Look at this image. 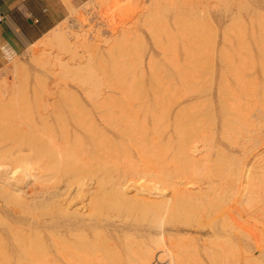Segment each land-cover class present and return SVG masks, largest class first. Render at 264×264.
Wrapping results in <instances>:
<instances>
[{
  "label": "bare ground",
  "instance_id": "bare-ground-1",
  "mask_svg": "<svg viewBox=\"0 0 264 264\" xmlns=\"http://www.w3.org/2000/svg\"><path fill=\"white\" fill-rule=\"evenodd\" d=\"M118 1H123L124 7L127 8L132 4L131 1L133 2ZM181 1L183 3L184 0H150L154 9L155 6L161 9L159 12L153 11L154 14L150 13L159 15L162 11L182 7ZM134 2L135 6L133 4L132 8L136 11L135 8L138 9L139 6L137 0ZM218 2L225 4L226 0ZM114 5L122 8L119 3ZM208 6L210 7L206 4L200 6V15L208 12ZM110 8L107 7L106 10ZM111 9L112 12L119 11L115 7ZM107 11L106 14L109 12ZM194 12L197 13L193 11V15ZM181 13L179 15L182 18ZM106 14L104 16L107 18ZM110 20L108 22L113 19ZM81 21L84 22L85 18ZM174 23L180 25L178 21ZM84 24L88 26L86 28L89 33L95 30L91 28L89 20ZM109 24L115 33L113 40L105 38L99 42L101 39L96 37L100 40H97L98 44H94L95 42H88L87 36L80 37L85 51L93 49L101 58L105 57V52L108 57L103 59L104 63L103 60L102 63L99 62L106 66L104 69L99 64L100 72L104 69L99 83H90L86 87L74 85L72 82L48 85L41 91L34 90L32 94L33 98L36 96L37 104L30 102V107L26 108L28 112L25 111L27 118L14 116L16 120L12 117L11 121L6 122L10 131L13 127L17 129V133L18 129L19 132L20 129H25L26 133L22 132L21 138L15 132L16 135H8V138L2 141L3 149H0V264H56L69 262L71 258L75 260L74 264H111V253L119 245H130L132 239L134 242L130 246L135 244L136 248L130 250L126 247L125 252L128 253L124 252V259L121 257L123 254L117 255L115 252L118 260L116 263L128 264L133 260L139 262L149 256L167 264H195L196 261L197 264H203L200 257L191 260L193 254L190 253L192 248H189L190 245L195 247L196 243L193 242L192 235L180 234L179 227L196 232L210 231L211 234L222 232L226 237L225 244L221 243L222 247H227V243L229 250L225 249L231 254L229 251L237 249L235 250L236 247L231 243V235L226 232L236 227L233 226V220L237 217L242 219L241 216H236L235 219V215L248 213L254 205L256 207L253 202L264 196V151H254L255 144L251 143V134L257 136L261 131L260 127L264 125V39L255 40L257 53L251 51L252 46L247 47L251 42L239 38L228 43L226 39H222L221 49L218 48L219 53H216L215 44L209 39L212 36L209 35L207 39L203 37L199 43H205L204 39H209V42L212 40L210 46L213 50L205 44L202 45L204 48H201L195 44V36L185 39L186 35L183 33L187 28H183L185 31L181 30L185 36L184 41L179 39L181 51L160 54L149 52L147 66H143L146 57L139 55L140 58L134 60L139 67L136 69L133 67L136 65L134 62L131 67L126 64L128 59L126 63L122 60L126 57L122 55L126 51L120 53L118 47L124 43L127 45L132 37L138 36V32L124 28L125 26L117 27L119 24L114 22ZM150 24L152 25L151 22ZM175 25L174 30H179V38L183 39L179 33L182 32V26L176 30ZM154 28L158 26L154 25L151 31ZM166 28L167 36L174 33L169 31L171 29L168 25ZM191 28L195 30L196 27H190V31ZM154 30L153 33H156L159 29ZM59 31L61 33L60 29ZM159 31L164 32L161 28ZM85 33L81 35L84 36ZM193 33L195 34V31ZM93 35L92 38L95 39V34ZM173 35L165 38H173L176 34ZM155 36L157 38L156 34ZM203 40L204 42H201ZM176 41L177 39L171 48H176L173 46ZM170 43L167 45L171 46ZM102 44L108 45L104 52L103 48L101 50ZM156 44L157 42L154 45ZM175 44L177 46V42ZM237 45H242L241 53L240 50L231 49L232 46L241 48ZM114 48H117V53ZM120 48L122 49V46ZM162 48L161 51L165 50L164 46ZM171 48H166V51ZM130 55L127 56L132 57ZM76 56H80V52ZM82 57L87 58L84 55ZM36 60L42 72L45 68L44 58L41 56ZM18 68L20 67H16ZM12 87H0V104L3 105L1 109L7 104L4 98L14 90ZM18 94L20 96V93ZM18 111L20 113V109H17L16 113ZM32 116L33 121L30 118ZM21 118L25 120L21 121ZM51 120L55 121V125L65 124L62 130L58 125L61 130L59 131H71L72 140L74 139L79 149H70L69 146L72 147L73 144L67 143L68 140H46L50 138L51 133L58 132ZM36 122H40L41 126L36 125ZM23 134L26 136L25 142L22 141ZM48 143L51 147L47 146ZM38 144L47 146V149H36ZM89 184L93 185L92 192L86 188ZM132 187L135 188V193L130 198L143 200L144 205L140 206L139 212L134 211L132 207L136 204L130 205L133 203L130 200L131 203L128 204L129 207L132 206L131 210L129 208L130 211L127 212L126 203L125 214H128V218L131 211L139 214L141 207L147 204L149 207L146 206L144 211L149 213V220L140 224L148 217H144V213L142 219L140 213L141 221L138 220L139 224L135 225L132 222L139 218L134 219V214L130 221V218L120 220L119 211L115 210L118 214H113L114 209L113 215L109 214L117 215L118 218L114 217L118 220L111 216L112 220L108 221L107 213L108 218L101 215L102 209L106 212L105 208H108L107 204L111 198H115L113 202L118 208L115 200L122 201V197L126 199L127 188ZM106 198H109V203L105 201ZM81 200L85 201L81 207L85 206L86 211H91L87 216L85 212L72 206L75 201ZM122 205H119L120 208ZM108 206L110 207V204ZM119 210L122 211V208ZM124 211L123 214L120 213L121 217L124 216ZM9 217L14 219L13 223L7 222L6 218ZM244 217L238 224L239 227L244 222ZM244 224L245 222L241 226ZM246 228L247 226L245 231L248 230ZM250 228V231L253 229L255 232L248 230V234H245L248 235L246 240L252 241L261 258L260 262L255 264H264V227L258 231L254 229L255 226ZM241 230L242 228L239 232ZM220 239L215 240L219 245L218 241H223V238ZM205 244L207 246V243ZM111 246L114 250L110 249ZM104 250L110 254L104 253ZM235 254L233 256H239V253ZM253 256L248 259L244 256L243 261L247 259L248 263H252L250 258L257 260ZM59 257L62 259H58ZM106 257H110L108 263ZM225 257L228 259L229 255ZM73 260L67 263L70 264ZM213 260H217V256L214 255ZM216 262L214 261L215 264Z\"/></svg>",
  "mask_w": 264,
  "mask_h": 264
},
{
  "label": "rangeland",
  "instance_id": "rangeland-1",
  "mask_svg": "<svg viewBox=\"0 0 264 264\" xmlns=\"http://www.w3.org/2000/svg\"><path fill=\"white\" fill-rule=\"evenodd\" d=\"M149 1L148 0H137L139 8L138 9L135 8L136 11H134V9H133L134 7L132 8L133 4L135 6L134 0H133V2L131 1L132 4L129 5L131 8H129V6H128V8L124 7L123 1H122V3H123L122 4L118 0L117 1L116 0L115 1L114 0H86V1L77 2V3H74L73 1H70V0H62L63 4L65 5V8H66V13L62 17L60 22L53 29H51L48 33H46L39 41H37L33 45H30L29 47H27V49L24 52L14 55L11 59H4L3 66L0 69V87L4 86V85H10V86H13L12 89H14L15 91L14 90L11 91V94L7 95V97L4 98L5 104L7 103L6 104L7 107L4 105L5 106L4 107L5 110H4V108L1 109V107L3 105L0 104V109H1L0 110V142L2 143V141L7 139L8 135L12 136V135H16L17 134V135H19V137L20 136L22 137L21 134H22V132L25 131V129H20V132H19V129H18V133H17V129L15 130V128L11 127V131H12L11 132L10 131V126L6 122L9 121V120L11 121L12 117H13V120L14 119L16 120V118H15L16 116L18 118L20 116L24 117L25 113L28 112L26 108L30 107V102H32L33 105L37 104L36 96H34V98H33V94H32V92L34 90L41 91V89H45L48 85H52V86L53 85H62L64 83L69 84V83H72V82H74V85L75 84L81 85V86L82 85L83 86L86 85V87H88V85L90 83H93V84L99 83V77L102 76L101 72L104 69H106L105 68L106 67L105 64H100V63H102L101 60H103V59L106 60V58H108L107 55L104 52L106 50V48L108 47V45L107 44H105L106 46L104 44L101 45V50L104 49L103 52H104V55H105L104 58L103 57L101 58L100 57L101 55L99 53H95V51H93V49H91L92 51L90 49H89V51H85L86 49L82 48L84 46H82V44H81L80 37L87 36L86 38L88 39V42H90V43L95 42L94 44H96V43L98 44L99 42L103 41L105 38L113 40L115 33H114L113 28L110 27L109 23H111V22L112 23L114 22L116 25L119 24V25H117V27L125 26L124 28L131 29V31H133V32L134 31L138 32V36L132 37V39H131L134 42H132L130 40L129 42H127V45H126V43H124V45H120V46H122V49L120 48V46L118 47V49H120L119 52L121 51L120 53H122V52L125 53V51H126L125 54H122L124 57L126 55V57L125 58L123 57L124 59H122V60L125 61V63H126V60L128 59L129 62H127L126 64H130L131 67H132L131 63L132 62L135 63L134 60L140 58L139 55H144L146 57L145 61L143 62V66H147V65H149L148 63L146 64V61L148 60L147 58H148L149 52H150V54L151 53H153V54L159 53L160 54L162 52L173 53V52H176V51H181L182 47L180 49V45L179 44H181L180 42L182 40L184 41V37H185L184 35H186L185 39H187L189 37H191L189 39H192V35L195 36V39H196L195 40V42H196L195 44L200 45L201 48H204V46H202L204 44L207 47L209 45V48H210L211 47L210 44L212 45L211 42L213 40V42L215 44V49L214 50L216 51V53H219L218 50H217L218 48L221 49L220 46L222 44V39H226L228 43H229V41L233 42V40L239 39V38L245 40V42H251L250 45L247 46V47H251L252 46L251 47V51L254 52V53H257V49L255 47V40L256 39L257 40L264 39V0H226L225 4L219 3L218 0H186V1L184 0L185 2L184 1H183V3H182V1L180 2V6H182V7H177L176 9H172V10L168 9L167 11H162L161 13H159V15H156V14L152 15L150 13V12L153 13V11L154 12H157V11L159 12L161 9L160 10L157 9L156 6H155V9H154V5L151 4V2H149ZM112 3H113V5H112ZM114 3H116V4L119 3L120 5L122 4L121 5L122 8L119 5H114ZM185 4L187 5V7H186ZM205 4H206V6L210 5V7L209 6L207 7L208 8L207 9L208 12L205 11V12H207L209 14L206 13V14L200 15L202 12L200 11V13H199L198 10H201L200 6H203ZM105 5H106V7H104ZM107 7H109V8L110 7L111 8L115 7V9H119V11L116 10V11H114L115 12L114 13V12H112V9L110 8L111 11H110V9L108 11L112 12L113 13L112 14V13H109L106 10ZM151 7H152V9H151ZM184 7H186V8H184ZM193 8H194V10H192ZM178 9H179L180 12L177 11ZM106 11L108 12L107 14H106ZM193 11L197 12V13L194 12L196 15L195 14L193 15ZM176 12H179V13L182 12L181 14H183V15L186 14L187 17H186V15H185V17L187 19L183 15H181L182 16V18H181L179 13L176 14ZM105 14L107 15V18H106V16H104ZM225 14H226V16L224 17ZM109 15H110V18L113 17V18H111V20L113 19L112 21L110 20ZM188 15H189V18H188ZM198 15H200V16H198ZM176 16L177 17L179 16L181 18V20H179L180 18L178 19ZM173 17H175V19ZM183 17H184V20H183ZM83 18H85L84 22L81 21V20H83ZM107 19L110 20L111 22H108ZM154 19H155V21H154ZM86 20L87 21L89 20L90 25H92L91 28H93V30L95 29L94 31L95 32L97 31L96 33H94V31H91V33L88 32L89 30H87V28H86L88 26L84 24L86 22ZM156 21H157V24H156ZM176 21H178V23H180V25H175L174 22H176ZM150 22L152 23V25L150 24ZM81 23H82V26H81ZM153 23H154L155 27H156V25L158 26V28H154V29H157V30L159 29L160 30V28H161V30H164V32L162 31L164 33V37H163V33H161V31H159V30H158L159 32L157 31L156 33H153L154 29L151 31V28L154 27ZM172 23H174L173 25L177 26L175 28L176 30H178L181 26L182 27L180 28V30L183 29V28H185V29L187 28L186 31H188L190 29V27H196L198 29L195 28V30H193L194 28L193 29L191 28L192 31L189 30V32H187L186 34H185L186 31L184 29H183L185 31L184 33L181 30L182 32H179V33H181V35H182L181 37L183 38V39H181V38H179L180 34H178L179 30L175 31L174 30V26L172 25ZM132 24H133V26H132ZM190 24H191V26H190ZM167 25H168L169 29H171L169 31L170 32H174V33H171V34L172 35L176 34L175 35L176 38L173 37L174 40L177 39V41H176L177 42V46L175 44L176 42L173 44V46L176 47V48L173 47L175 50L173 48H171L172 47V43L174 42V40H172L173 38L172 37H171L172 39L170 38L173 42H171V40L167 38L168 36H171V34L167 36V34L165 32V29H166V31H168V28H166ZM131 26L133 28H135V27L136 28L133 29V28H131ZM146 26H150L151 28L150 27H146ZM59 29L61 30V33H60ZM197 30H199L200 32L197 31ZM85 31H86V33H85ZM154 31H156V30H154ZM194 31H195L196 35L193 33ZM206 31H207V33H206ZM98 32H99V34H98ZM191 32H192V34H191ZM84 33L86 35H84V36L81 35V34H84ZM159 33H160L161 36L159 35ZM167 33H169V32H167ZM189 33H190L191 36L189 35ZM93 34H95V39L92 38V37H94ZM153 34H154V36H153ZM155 34L157 35V38H156ZM201 34H202V36H201ZM97 35H99V36H97ZM141 35H142V37H140ZM158 35L160 37V40H158L159 39ZM209 35L212 36V37L209 38L210 37ZM165 36H167L166 37L167 38L166 41H165V39H166ZM96 37H99L101 40L99 38L97 39ZM111 37H112V39H111ZM203 37L206 38V39L209 38V39H212V40H211V42H209V39L208 40L204 39L206 42L201 44V43H199L200 42L199 40H202ZM76 38H77V40H76ZM154 39H157L158 41H156V40L154 41ZM97 40L98 41L100 40V41L98 42ZM141 40L143 42V45H142V42H140ZM169 40H170L171 43L170 42L167 43V41H169ZM204 40L201 41V42H204ZM207 41L209 43H207ZM156 42H157L156 45H158V47L156 45H154ZM130 43L133 44V45H131ZM169 43L171 44V46L167 45ZM122 44H123V41H122ZM135 44H137V45H135ZM159 44L161 45V48L164 46L165 50L161 51V48H159V46H160ZM133 46H134V48H133ZM237 46H241V48H236V46H232L231 49L240 50L239 52L241 53V51L243 50L242 45H237ZM123 47L125 48V50H124ZM169 47L171 49H173V50L169 49V51H166V48L168 49ZM114 50H115L114 52H116V51L118 52L117 48H114ZM131 50H133V51H131ZM212 50H213V48H212ZM79 52H80V56H76ZM130 53H132V54L130 55ZM128 54L130 56H132V57L127 56ZM40 55L42 56V58H44V61H45V68H44V70L42 72L40 71L41 66H40V64L39 65L37 64V60H36V59H39L41 57ZM83 55L87 56V58L85 59L84 57H82ZM154 57H155V55H153V58ZM103 63H104V60H103ZM99 64L101 65V68H104V69H102L101 72H100V69H99V66H100ZM135 64L136 65H134L133 67L134 68L136 67V69H138L139 67H137L138 66L137 63H135ZM16 67H20V68L16 69ZM146 86H147V82H146ZM23 89H25V90H23ZM26 89H27V91H26ZM85 89H87V88H85ZM18 93H20V96H19ZM17 96H19V97H17ZM8 100H10V101H8ZM16 105H18V106L16 107ZM14 106H15V108H14ZM21 107H24V108H21ZM17 109L18 110L20 109V113L21 114L19 113V111H18V113H16ZM21 109H22V111H21ZM7 111H9V112H7ZM33 116L30 117L32 121H33ZM21 119H20L21 121L25 120L23 118H21ZM36 123H37L36 125L41 126L40 122H36ZM51 123L55 125V121L51 120ZM58 125H60V124H58ZM58 125H55L58 132L51 133L52 136H53L52 137L51 134H50V138L52 137L51 140H49L50 138H48L46 140L47 141L54 140V141H60V142L62 140H63V142L68 140L67 143H69L70 145L73 144L72 147L69 146L70 149H72V148L73 149H79L78 148L79 146L78 147L76 146L77 143L74 141V139L72 140V136H73L72 132L71 131L60 132L62 130V128H64L65 124L64 125L62 124V126L61 125L59 126L61 130L58 128ZM27 127H29V126H27ZM260 130L261 131H260V133H258L257 136H254V133L251 134L252 135V139H253L251 143L254 142V144H255L254 151H256L257 149H263V151H264V125H262V127H260ZM28 131H29V129H28ZM25 133H26V131H25ZM54 133H55V136H54ZM64 133H65V135H64ZM81 134H83V133H81ZM81 134H79V138L82 140ZM25 137L26 136L23 134V139H22L23 142H25V139H24ZM26 141H27V139H26ZM3 143L0 144L2 146V147L0 146V149H3V147H4ZM42 144H41V146H40V144H38L39 147L36 146L37 147L36 149H38V148L42 149L44 147V145H42ZM45 144H46V141H45ZM47 146L51 147L50 144L47 145ZM47 146L44 147L43 149H47ZM69 147L67 149H69ZM48 149H50V148H48ZM250 162H252V161H250ZM69 170H71V168ZM86 188L90 192H92L94 190L93 189V185H91V184L87 185ZM127 189L128 190H127L126 193H128V194H126V199L121 196L122 197V201H121V199H116L115 200L117 202L118 208L115 205V203L113 202V200L115 198L114 199L111 198L112 200L111 199L109 200V198L105 199V201H108V200L110 201V203H109V201L107 203L110 204V207H112V209L108 206L109 204H107L108 208H105L106 212L104 211V209H102L101 212L103 214L101 213V215H105V217L108 215L109 216L108 221H110L111 216L113 214H118V213H115L116 212L115 210L119 211V214H118L119 218L117 217V215H114V216H116L120 220L127 219L128 218L127 217L128 214L126 215L125 214L126 211H124V209L127 208V205H125L126 203L128 204V202H129V204H130L131 201H133V203H131L130 205H132V204L133 205H135V204L137 205V206L135 205L133 207L131 206L134 211H138L140 206L144 203L143 200L139 201L137 199L134 200V199L130 198V197H132L133 193H135V188L132 187V188H127ZM133 189H134V191H133ZM263 198H264V196L262 198L258 197V199L255 200V202H253V204H256V207L254 205L253 209L249 210L248 213H241L240 215L236 214V213H233V215L236 214L235 217H234L235 219H236V216H241L242 219L240 220V219H238L240 217H237L236 220L239 221L238 223H237L236 220H233V221H235V225H233V226H236V227H234V229L232 227L231 228L232 230L228 231L226 233L231 235V243L233 244V246L236 247V248L235 247L234 248H235V250L237 249L236 251L239 254L236 251H234V250H233L234 252L233 251H229V252H231V254L228 253L226 251V249L229 250L227 243H226L227 247H224L225 245H223V247H222V244L223 243L225 244V238H226L225 235L222 234V232H221V234H211L210 231L209 232H206V231H202V232H198L197 231L196 232V231H193V230H190V229L188 230V229H183V228L179 227L180 228V234H186L187 233L186 235H189V236L192 235L191 237L193 239V242L196 243L195 247L193 245H190V248H189V249L192 248V250H194L193 252H192V250L190 252V253H192L194 255L193 256V255L190 254L191 255V260L194 259V257H195V259L200 257L202 259V263L203 264H215L214 261H217L216 264H224V263L225 264H228V263L229 264H238L239 261H240L239 264H245L246 262L248 263V261H249L247 259L250 256L252 257L254 255L253 257L256 258L257 260H255V259L252 260L251 258H250V260L252 261L253 264L258 262L261 259L259 257V252L254 247V244H252V241L249 242V241H247L248 239L246 240L248 235H245V234H246V232L248 234V230H249L250 227L254 228V226H255L254 229H256V231H258V230H260V228L264 227V200H263ZM260 199H262V200H260ZM258 200H260V201L257 202ZM237 201H239V199ZM237 201H236V203H237ZM77 202H79V203H77ZM139 203H141V204L139 205ZM83 204H85L84 200L83 201L82 200L81 201H75L72 204V206H73V208L76 207L77 209L82 210L83 212L86 213V216H87V214L91 213V211H89V210L86 211L87 209H86L85 206L81 207V205H83ZM129 204H128V209H127L128 213L131 210V207H129L130 206ZM113 205H115L114 208H113ZM119 205L120 206L122 205L121 208H122V211H124V216L125 217L124 216L121 217L120 213L123 214V212L119 210V209H121ZM125 206H126V208H124ZM146 206H148V205L146 204ZM145 207H141V209H140L141 210V212H140L141 214L140 213L139 214H140V218H141V215H142V219H143L144 213L146 212L144 210L147 209V207L146 208ZM115 208H117V209H115ZM129 208H130V210H129ZM135 209H137V210H135ZM112 210L114 211L113 214H112ZM82 211H80V212H82ZM107 211H109V212H107ZM134 211L130 212V215H129L130 219L128 218L129 219V220L127 219L128 221L132 220L133 219L132 217H134V215H135L134 219L135 218H139V214H138L139 211L137 212V214H136V212L134 214ZM142 211H143V213H142ZM106 213H107V215H106ZM109 213L112 214V215H110ZM147 214L149 215V213H145L144 217H147L148 216ZM136 215H138V216H136ZM243 215H245V217ZM108 216H107V218H108ZM114 216H112V218H116ZM243 217H244V222H245L244 226L246 225L247 222H249V224L247 223V225H246L247 228H248V230H246V231L244 229L246 226L245 227L241 226L244 222L240 225V227L238 225L239 223H241L240 221H243ZM117 218L115 220H118ZM140 218L134 220V222H132V221L131 222L134 223L135 225L136 224L138 225L139 221H141ZM6 219H7V222H9V223H13L14 222V219L12 217H9V218H6ZM145 219H143L140 224H142L144 221L146 222L147 220H149V216L147 217L146 220ZM253 222H255V223L253 224ZM248 225H249V227H248ZM239 228L240 229L242 228V230H244V231L241 230V232H239V230H240ZM234 230H237L240 234L237 231L234 232ZM252 231H253V229H252ZM252 231H250V232L251 233L255 232V231H253V232ZM250 232H249V234H250ZM119 234H122V233L119 232ZM243 234L246 237L242 236ZM216 237L217 238H221V239L223 238L224 242L221 239L220 240L222 242L218 241V242H220L221 250H219L220 249V245L216 242L217 241ZM242 237H244V238H242ZM133 242H134V239L131 240V243H133ZM212 242L214 244H216V245H214ZM131 243H130V245H131ZM205 243H207V246H206ZM130 245H127V246L122 245V247H120V245H119V247L116 248L117 250L115 249L116 251L111 246L110 249H112L114 251L112 252L111 250H109V249L108 250L112 252L111 256L113 255L112 256L113 258L111 256L110 257L112 258L111 260H113V261H110V259H109L110 257H108L109 260L106 257L107 263H108V261H110L111 264L114 261L115 262L113 264L118 262V260H116L117 256L115 257V255H114L115 252H117L116 253L117 255L119 253L123 254V256H121V257H122V259H124V252H125V248L126 247H128L130 250L132 248L133 249L136 248L135 244L134 245L132 244V247ZM201 246H203V247H201ZM233 246H231V248ZM203 249H204V251H203ZM242 249L245 250V251L247 250V251L246 252L242 251ZM126 250H127V248H126ZM224 250L226 252H224ZM106 251L107 250H104V253H109L110 254L109 251L108 252H106ZM210 251H211V253H210ZM212 251H214V252L216 251V253H214ZM126 252H125V254H126ZM205 253H206V255H205ZM208 253H210V254H208ZM217 253H220V254H223V255L225 253H227V254L222 256V255L217 254ZM235 253H237L239 256H237V257L233 256ZM240 253L247 258V259L245 258L246 261H243L244 256L240 255ZM109 254H107V255H109ZM211 254L213 256L214 255L217 256V260H213V256H211ZM237 254H235V255H237ZM226 255H229L228 259L225 257ZM230 255H232L231 256L232 259H231ZM206 256H208L209 259H208V257L206 258ZM218 257H220V258H218ZM58 259H62V258L59 257ZM154 259H152V257L147 256L146 258H142L141 260H139V262H138V260H133V261H131L132 263L130 262L128 264H136V263L138 264L140 262L142 264H155L156 262L158 264H160V263L161 264H167V262H158V261H156ZM221 259L222 260L224 259V260L222 261ZM225 259H227V261ZM71 260H73V258H71L69 260V262ZM74 261L75 260H73L70 264H74L73 263ZM149 261H150V263H149ZM218 261L219 262L222 261V262L219 263ZM253 261H255V262H253ZM46 262H48V261H46ZM67 262L66 263L58 262V263L59 264H68L69 262L68 263ZM43 263H45V262H43ZM58 263H56V264H58ZM250 263L251 262H249L248 264H250ZM116 264H118V263H116ZM121 264H125V263L122 262ZM195 264H197V261H196Z\"/></svg>",
  "mask_w": 264,
  "mask_h": 264
},
{
  "label": "crops",
  "instance_id": "crops-1",
  "mask_svg": "<svg viewBox=\"0 0 264 264\" xmlns=\"http://www.w3.org/2000/svg\"><path fill=\"white\" fill-rule=\"evenodd\" d=\"M65 13L62 0H0V44L7 43L20 54L53 29ZM3 62L0 52V69Z\"/></svg>",
  "mask_w": 264,
  "mask_h": 264
},
{
  "label": "built area",
  "instance_id": "built-area-1",
  "mask_svg": "<svg viewBox=\"0 0 264 264\" xmlns=\"http://www.w3.org/2000/svg\"><path fill=\"white\" fill-rule=\"evenodd\" d=\"M1 22V16H0ZM0 52L4 59H11L16 53L7 43L0 44Z\"/></svg>",
  "mask_w": 264,
  "mask_h": 264
}]
</instances>
